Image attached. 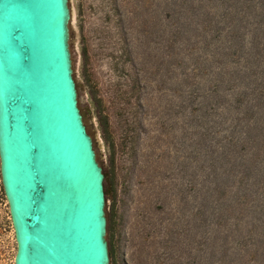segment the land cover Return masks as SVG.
Masks as SVG:
<instances>
[{
  "label": "trees",
  "instance_id": "16d2710c",
  "mask_svg": "<svg viewBox=\"0 0 264 264\" xmlns=\"http://www.w3.org/2000/svg\"><path fill=\"white\" fill-rule=\"evenodd\" d=\"M162 19L182 75L178 92L185 101L178 113L189 109L192 150L190 162L177 167L166 162L168 151L151 160L158 183L148 178L143 189L154 191L156 201L148 195L143 201L128 236L129 261L264 264V0H163ZM164 69L169 72L168 64ZM139 81L133 78L130 91ZM119 87L111 93L125 126L117 148L135 156V120L128 90ZM139 167L132 162L128 172ZM103 173L105 196L112 198L110 264H117L115 173Z\"/></svg>",
  "mask_w": 264,
  "mask_h": 264
},
{
  "label": "water",
  "instance_id": "95a60500",
  "mask_svg": "<svg viewBox=\"0 0 264 264\" xmlns=\"http://www.w3.org/2000/svg\"><path fill=\"white\" fill-rule=\"evenodd\" d=\"M69 0H0V182L13 264H109L104 173L78 106Z\"/></svg>",
  "mask_w": 264,
  "mask_h": 264
},
{
  "label": "rangeland",
  "instance_id": "374dc122",
  "mask_svg": "<svg viewBox=\"0 0 264 264\" xmlns=\"http://www.w3.org/2000/svg\"><path fill=\"white\" fill-rule=\"evenodd\" d=\"M69 5V47L78 106L93 138L97 160L108 177L115 173V259L117 264H131L129 233L146 196L156 199L154 191L143 189L148 178L154 185L158 183L157 175H150L151 160L168 151L169 165L190 162L193 128L188 123L189 109L178 113L185 101L178 92L182 75L173 64L171 31L162 19L163 0H69ZM165 63L169 68L166 74ZM134 77L140 81L130 91ZM119 85L128 90V114L135 120V156L117 148L125 126L113 107L111 93ZM184 90L186 95L189 89L184 86ZM132 162L140 166L133 174L128 172ZM188 178L186 173L184 181ZM111 202L112 198L105 196V213ZM15 250L0 182V264H13Z\"/></svg>",
  "mask_w": 264,
  "mask_h": 264
},
{
  "label": "flooded vegetation",
  "instance_id": "af4514ba",
  "mask_svg": "<svg viewBox=\"0 0 264 264\" xmlns=\"http://www.w3.org/2000/svg\"><path fill=\"white\" fill-rule=\"evenodd\" d=\"M84 120V119H83ZM86 129H87V127H86ZM87 131H88V133L90 134V132H89V130L87 129ZM91 135V134H90Z\"/></svg>",
  "mask_w": 264,
  "mask_h": 264
}]
</instances>
